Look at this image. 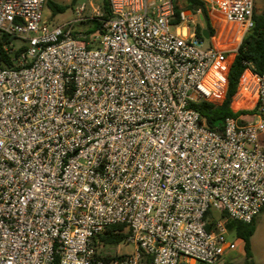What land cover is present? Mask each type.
I'll return each instance as SVG.
<instances>
[{"label":"built area","instance_id":"obj_1","mask_svg":"<svg viewBox=\"0 0 264 264\" xmlns=\"http://www.w3.org/2000/svg\"><path fill=\"white\" fill-rule=\"evenodd\" d=\"M108 1L51 23L49 0H0L4 49L25 45L0 65V264H216L237 248L227 221L264 208V73L246 68L231 104L243 84L252 106L211 128L192 104L225 99L233 56L200 11ZM203 2L237 40L254 27L255 0ZM113 224L135 250L108 260Z\"/></svg>","mask_w":264,"mask_h":264},{"label":"trees","instance_id":"obj_2","mask_svg":"<svg viewBox=\"0 0 264 264\" xmlns=\"http://www.w3.org/2000/svg\"><path fill=\"white\" fill-rule=\"evenodd\" d=\"M75 2L76 0H72V4ZM185 2V8L192 9L193 11H200L201 13L204 24L197 25L198 34L201 35L202 30L207 29L209 35H213L215 33V27L212 24L208 7L203 0H185ZM48 6L51 7L53 13H61L68 8L67 5H60L51 0H49ZM101 8L104 11V17L109 16L110 8L108 0H103ZM180 8L181 7L178 5V13ZM177 20H179V17L174 19V21ZM254 20V27L251 28L242 38L230 65L228 71V88L225 99L220 104H216L208 100H200L192 104V106L199 111L206 124L211 128L222 129L226 117L237 114L231 108V101L233 95L238 90L240 79L246 68L251 67L254 72L260 75L264 73V10L260 13L255 11ZM14 40V36L6 33H0V65H14V57L25 49V45H22L21 48L15 50L14 53L7 52L4 49V45L9 44ZM247 89V93L242 92V90L240 91V94L234 100V107L252 106L253 102L251 99L254 98L255 91L248 87ZM246 95L248 98L245 97ZM256 220L257 217H255L251 222H243L233 219H229L227 221L228 229L233 231L235 236L242 239L244 243L245 258L242 262H240V264H259L254 260L251 250V236L256 230ZM127 234L128 230L125 224H113L107 226L105 230L98 235L95 242L97 245H101L108 249V254L104 257L109 260L110 258L118 256V254L111 251V249L122 243ZM142 264H150V257L145 255L142 259ZM225 264H237V262L228 261Z\"/></svg>","mask_w":264,"mask_h":264},{"label":"rangeland","instance_id":"obj_3","mask_svg":"<svg viewBox=\"0 0 264 264\" xmlns=\"http://www.w3.org/2000/svg\"><path fill=\"white\" fill-rule=\"evenodd\" d=\"M60 5H67L68 8L61 13H53L51 7L46 5L43 15L44 18L48 19L51 23H60L64 20H68L73 16L72 7L77 3H86L89 5L92 3L95 6H101L103 0H76L74 4H72V0H51ZM186 4L185 0H178V5L180 7H184ZM264 10V0H255V11L262 12ZM210 16L213 26L215 27L214 34V42L217 46L222 49H229V54L231 57L235 54V49L238 47L240 40L236 39V35L239 34L238 27H231L230 24L225 23L223 21L222 16L210 8ZM203 21L201 25H203ZM172 31H176L175 27H172ZM231 31V34L228 35L227 32ZM213 43V40H205L204 45H210ZM230 57V58H231ZM242 92L247 93V86L242 85ZM233 103V102H232ZM232 105V104H231ZM233 106V105H232ZM235 109L236 107L233 106ZM229 237L235 239L237 243V248L233 251H228L224 254L216 264H225L228 261L237 262L240 264L245 258L244 251V243L241 239L236 238L235 233L233 231H229ZM98 250L108 251L107 248H104L101 245H98ZM135 250V246L130 243H120L117 247L112 248L111 251L115 253H132ZM251 250L253 253V258L257 263H264V209L258 214L256 220V230L254 234L251 236Z\"/></svg>","mask_w":264,"mask_h":264},{"label":"crops","instance_id":"obj_4","mask_svg":"<svg viewBox=\"0 0 264 264\" xmlns=\"http://www.w3.org/2000/svg\"><path fill=\"white\" fill-rule=\"evenodd\" d=\"M256 12H257V11H256ZM258 13H260V12H258ZM230 26H231V27H238V28L241 27L240 25H235V24H234V25H233V24H232V25L230 24ZM227 34L230 35V34H231V31H228ZM241 40H242V39H241ZM241 40H240V42H241ZM240 42H239V43H240ZM238 46H239V44H238ZM234 56H235V54L233 55V59H234ZM263 209H264V208H263ZM241 240H242V239H241ZM242 241H243V240H242ZM259 264H264V263H259Z\"/></svg>","mask_w":264,"mask_h":264},{"label":"water","instance_id":"obj_5","mask_svg":"<svg viewBox=\"0 0 264 264\" xmlns=\"http://www.w3.org/2000/svg\"><path fill=\"white\" fill-rule=\"evenodd\" d=\"M202 34H203L204 37L207 38V39L210 37L209 32H208L207 29H203V30H202Z\"/></svg>","mask_w":264,"mask_h":264},{"label":"bare ground","instance_id":"obj_6","mask_svg":"<svg viewBox=\"0 0 264 264\" xmlns=\"http://www.w3.org/2000/svg\"><path fill=\"white\" fill-rule=\"evenodd\" d=\"M251 89L255 91V89H254V88H251ZM245 97H246V96H245ZM247 98H248V96H247ZM233 103H234V102H233ZM237 107H242V106H237ZM237 107H236V108H237Z\"/></svg>","mask_w":264,"mask_h":264}]
</instances>
